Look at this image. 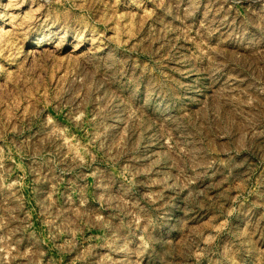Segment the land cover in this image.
Instances as JSON below:
<instances>
[{"label": "rangeland", "instance_id": "rangeland-1", "mask_svg": "<svg viewBox=\"0 0 264 264\" xmlns=\"http://www.w3.org/2000/svg\"><path fill=\"white\" fill-rule=\"evenodd\" d=\"M0 264H264V0H0Z\"/></svg>", "mask_w": 264, "mask_h": 264}]
</instances>
